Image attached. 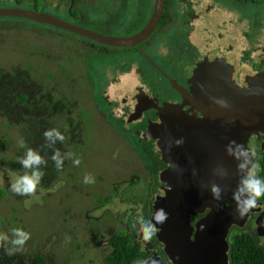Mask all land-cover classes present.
<instances>
[{"label": "flooded vegetation", "instance_id": "1", "mask_svg": "<svg viewBox=\"0 0 264 264\" xmlns=\"http://www.w3.org/2000/svg\"><path fill=\"white\" fill-rule=\"evenodd\" d=\"M25 2L28 6L25 5L22 9L32 10L38 13H43L46 15L53 16L57 20L61 22H67L70 24H74L77 27L86 29L88 31H92L95 33L103 34L106 36H114V37H128L132 36L136 33H138L141 29L144 28V26L148 23L155 4L156 0H147L146 2V13L145 16L146 19L144 23L139 27L136 28L129 24L122 23L121 25H116L114 22L105 21V25L108 28V31H118L116 35L111 33H104L102 31H99L95 29V26L92 25H79L78 22L81 20L87 22L91 21L87 17H81V19H75L79 18V14L75 15V11H77L78 7L80 5H94L96 0H65L66 1V13L69 14L73 19L71 20H64L52 13L45 12L44 10H47L46 3L47 0H21ZM40 1V4L37 7V2ZM108 4H106V7H109L110 4H114L117 0H107ZM230 5L233 4V1H236L235 3L240 4L244 3L250 0H229ZM263 1V0H262ZM56 3V2H54ZM60 4L58 3V6ZM139 5L135 3L133 7L129 9H125L121 12V14L125 13L126 15H130L133 13L134 8H137ZM30 7V8H27ZM216 8L224 9L226 11H223L224 13L231 12L232 8L228 5V0H164V7L162 16L158 22V25L156 29L153 31V33L145 40H143L141 43L137 44L136 46L132 47H112V46H106L103 44H100L90 38L83 37L77 33H71L66 31L65 29L61 27H56L53 25H49L47 23H39L37 21H32L25 18H20L24 20H28L30 22H33L37 24V26L42 27L43 29H50L53 35L51 36L52 42L50 43V48H46L44 50L37 51V53L40 54V57L45 61L41 62V64L38 65L36 71L34 69V72L31 73L29 70H25L24 74L25 76L23 79L18 82V75L16 73V67L19 65H15V71L12 75V82L10 81V84L13 85V88L15 85H19L15 88L16 91H19L20 93L17 94L18 99L21 97H24L25 100L30 103L31 110L26 113V110L24 109L22 104H16L15 103V109H9L4 108L3 112L0 113V119L5 120V124H1L0 127L3 130L7 131H14L20 134H18V138L12 141H6L5 140V134L7 132H4L0 134V166H2L4 171L6 172L7 169L13 170V171H20L25 172L26 170L21 167V165L18 162V157L23 156L25 152V148L20 147V140L23 139L24 141H27L26 138L27 135L24 133V126L29 124L31 121H35L38 126V133L33 134L34 142L37 143V140L39 139V148L41 147V144H46V141L44 139L43 133L46 129L50 128H57L59 129L66 137L65 141L63 143L57 142L54 146L55 148H59V150L62 153H66L65 151L61 150V147L63 150L65 149V143L70 142L73 139V131H74V120H73V103L79 104V100L81 99H75V102L73 99H70L71 91L68 92V84L69 79H74L77 77L88 79V83L84 85H78L79 91H86L85 94L88 97L90 94L91 98H93L95 94V86H97L100 89H103L101 91L100 95L104 96V99L108 105H110L111 110L108 109V111L111 114H114L112 112L116 111L114 110L116 103L121 104L123 108L121 109V114L118 116L121 118V120L126 125H138V128L135 127L134 131L132 132L135 137V139L141 144L144 145L149 149L151 152V155L153 159H155V164L153 167H157L156 171H162L165 170L168 167V164L162 160V155L159 152L158 148V142L152 137V134L148 133L149 127L152 126V124H158L160 122V115H161V108H165V106L173 105V104H181L182 100L180 97V94L178 93L177 89L173 87L171 81L174 80L178 86L181 88L189 91V80L192 77L193 74L188 75L189 73L187 71L181 70V68L174 67L171 63H173L172 60H165L170 63L168 65L169 70L166 72L168 76L163 77L158 75L156 78V82L160 81V87L162 89H165V93L163 94L164 100L160 101L158 96L151 93V91L148 89V86L145 82H142L141 84V78L144 76V73L140 68L136 69L135 63L131 62L127 65H119V67L111 66L112 62H109V64L101 65L100 70H98V73L100 76L103 77V81H107V86L104 87L102 85H95V82L92 80L95 79L91 75L89 76V68L91 63L96 59L101 58H111L114 55H122L124 53H134V55H137L138 53L142 52V46L144 45H152V36L155 33H162V40L157 47H156V57L164 56L166 54L169 56H173L181 53L185 50L187 47L188 50H196L197 43L195 41V36L202 33L205 36H214L216 33V30H219L218 37L221 38V35H225L228 38V28L225 29L221 26V24L217 23V27L213 28L211 27L206 21L209 18L208 16H211L212 14H215L214 12ZM41 9L43 10L41 12ZM52 9H54V5H52ZM231 10V11H229ZM239 15H242V17L238 18V21H240V24L243 26L244 29V23L247 21V26H252V16H243L244 14L239 13ZM228 17H225L223 15V20ZM237 21V23H238ZM94 25H97V21H91ZM38 28V27H37ZM41 28V29H42ZM93 28V29H91ZM182 30L184 32H182ZM262 34L261 32L257 31L254 35ZM240 35H244L246 38V42L248 45L246 46V49L244 47L239 46V49H242L241 55L238 59L240 61L235 63V61H228V44H223L221 41L217 42V44H213L211 47V44L209 41H207V38L201 39V46H203V49H206L208 53L213 50V48H216L215 45H218L216 51L214 53L207 54L204 61H220L223 62L225 65L228 64L232 67V78L234 81L240 85L243 86V82L246 76L256 75L264 73V46H261V43L257 42L255 37L248 36V34L243 31L240 33ZM37 37H40V34H37ZM74 37V40L72 39ZM235 38L236 36L233 35ZM242 38V36H241ZM244 41V39H242ZM245 42V41H244ZM39 42L36 43L38 45ZM78 44L79 48L78 51L75 52L76 45ZM215 46V47H214ZM238 48V47H237ZM222 52H225V54H222ZM79 53V54H77ZM211 55V56H210ZM8 65V71L7 73H10V66H9V60L6 61ZM130 67L128 68V66ZM25 64H21V66L24 68ZM157 67H159L157 65ZM129 69V70H128ZM158 69V68H157ZM156 69V70H157ZM128 70V71H127ZM158 71V70H157ZM73 72L75 74H73ZM120 72V73H119ZM6 73V74H7ZM135 75L133 77L134 81L127 87L125 93L122 95L123 99L121 102L114 103L112 101V98H110L112 95L107 90V87L109 84H113L112 82H121L123 76H127L128 74ZM29 76V78L27 77ZM114 75V78L112 79V76ZM165 79V81H164ZM26 80L28 82H26ZM138 80V81H137ZM102 81V83H103ZM72 83V82H70ZM162 84V85H161ZM89 85V86H88ZM97 90V89H96ZM105 90H107L109 93L107 95L109 96V99L107 95L105 94ZM127 92H130L131 94L128 96ZM10 98V97H9ZM17 99V100H18ZM11 101L15 102L13 98H10ZM94 100V98H93ZM82 102V100H81ZM4 104L7 105V95L4 98ZM115 105V106H114ZM153 106L159 107V109L154 108ZM113 107V109H112ZM184 111H188V106L182 107ZM139 109V110H137ZM93 113L97 112V114H101L104 119L108 122L107 115L101 110L99 104L95 102L94 108L90 109ZM112 111V112H111ZM190 113V112H188ZM191 114V113H190ZM26 119V122L24 124V121ZM109 124V123H108ZM112 128L111 124H109ZM19 130H18V128ZM16 129H15V128ZM14 129V130H13ZM115 130V128H112ZM125 131H128L127 129L122 128ZM121 131V130H120ZM116 131L117 135H120L125 141V144L129 148L130 156L133 155V158L131 159V165L129 167H126L127 169L130 167H136L138 166L141 170H137L141 173L143 176H141L142 179H145L147 177V173H144L142 170L143 161L141 157L139 156V151H136V147H132V140L130 138V135L125 134L123 131ZM32 137V136H30ZM254 139V147L251 144V140ZM34 142H31L29 145H26L28 147H33L35 145ZM124 143V142H123ZM129 145V146H128ZM250 156H251V163H256L259 165V168L257 169L258 174L261 177H264V168H263V159H264V134L258 133L250 136L247 140L246 144ZM133 149L135 151H133ZM11 151L13 155H10ZM131 151H133L131 153ZM7 152V153H6ZM136 152V153H134ZM45 155L47 159V165L42 166L41 170L44 171L45 175L42 180L41 186L43 188H47L50 186H56V184H62L67 189H70V191H73V193H76V196L78 199L83 200L85 203L87 201L90 202V199H92L93 206L94 202L96 201L94 198L90 197V192L96 191L97 193L102 192V188L100 184H84L82 177L77 176L75 174L72 175L71 173V167L74 166L73 162H69V159H66L64 162V166L62 170H57L54 162L51 160L52 155V149H48L46 153H42ZM72 160V159H70ZM250 163V164H251ZM77 168V166H74ZM124 170V171H127ZM78 170L80 168L78 167ZM77 170V171H78ZM80 174L84 176L83 170H81ZM66 172V173H65ZM79 172V171H78ZM119 173V172H116ZM59 174V177L57 179V176ZM61 174L68 176V179H65V176H61ZM3 175V176H2ZM0 175V188L3 191H7V194L9 197L8 200H2L0 198V201H6L9 203V201H15L13 198L14 193L9 191L8 185H10L7 182L6 176L4 174ZM64 179H60L61 177ZM158 180L152 177V185L151 187V193L146 196L145 198H137L136 195H134L133 199L132 196L131 200H129V208L131 210L130 214L133 213V215L136 217V211L140 208L144 209L145 215H151V213L154 211V202L159 195H162L166 186V183H164L160 179V175H158ZM85 177V176H84ZM60 179V180H59ZM118 180V179H117ZM115 179L112 182H105L103 181V188L109 187V190H113L114 192H117L118 189L121 187V184H124L126 181V178L120 181H115ZM8 184V185H7ZM238 184V183H237ZM141 186V185H140ZM237 187V185H236ZM235 187V188H236ZM118 188V189H117ZM234 188V189H235ZM139 189V188H138ZM132 194L135 192H131ZM16 196V195H15ZM20 205L23 206V209L19 211L20 218L15 221L12 219V217L9 218L8 222H6L3 219H0V227L1 225L4 226V229L6 232L0 230V234L8 233L9 234V242L8 246H11V230L9 225L15 226V227H22V221L24 218V214L26 211H29V208L31 205H23L21 202V199H24L20 196H17ZM13 198V199H12ZM26 198V196H25ZM72 197H70L71 199ZM243 198V197H242ZM115 199L114 196L110 197L107 200ZM103 200V199H99ZM224 203L225 206H234L235 202L231 197H228L221 201ZM220 203V202H219ZM98 205H101V201H99ZM91 206L90 204L86 207H83V211H88V207ZM9 212L14 211L13 207H9ZM210 211V208H206L204 211L196 214L195 216H191L190 218V224L194 228L195 232V225L196 222L203 219L208 212ZM68 213L66 212V215ZM129 214V219L119 217L112 212L105 213V216L94 218L93 216H84V213L80 212V216L78 215V212H72L71 219L75 221L76 217H80L81 220L78 222H73L71 225L66 224L65 228H61L60 233L62 235H66L67 232H69V244L71 246V258L74 261V264H112L108 261L109 256L113 253L115 242L122 238L125 242H127L132 248H140L141 254L139 255V258L143 257L145 254H151L157 261L160 260L162 264H173L172 260L168 256V249L169 246L166 244V241L159 238L160 231L157 235L158 237L154 238L151 242H148L147 244L142 239H137L138 233L133 231V225L135 222V218L132 219ZM77 215V216H76ZM67 219V218H66ZM69 220V219H67ZM79 220V219H78ZM115 220H117L119 223H121V227H117L115 230L112 229L111 223H115ZM122 220V221H120ZM242 225L238 226L236 224H232L229 229L226 236V241L228 244V249L226 251V257L227 261L226 264H232L231 262V243L233 236L236 234H244L248 235L254 240L257 247L264 249V197L260 198L259 201V207L252 209L247 215L244 221H242ZM37 223V221L33 220L32 224ZM70 226V227H69ZM123 226V227H122ZM158 227H160L158 225ZM69 228V229H67ZM27 230L32 233V236H34V240H32L33 243L36 242V246L33 248L25 247V250L23 252H18L15 255L9 256L5 253L4 249L0 248V264H56L55 262V251L51 247V249L48 252L45 251H37L35 253H29L31 249H35L38 245V242L41 237H44V240L48 243H52V238L49 237L51 234H53L52 230H49L47 233H45L44 236H40L38 233L34 234L32 232V227L28 226ZM164 230V229H163ZM34 234V235H33ZM191 240H194V236H190ZM47 253L50 254V256L47 255ZM77 255L79 258L77 259ZM41 259V262L39 263L37 260ZM135 259V260H137ZM60 264V262L58 263ZM133 264V262L131 263Z\"/></svg>", "mask_w": 264, "mask_h": 264}, {"label": "rangeland", "instance_id": "2", "mask_svg": "<svg viewBox=\"0 0 264 264\" xmlns=\"http://www.w3.org/2000/svg\"><path fill=\"white\" fill-rule=\"evenodd\" d=\"M56 2V3H54ZM107 0H96L95 6L94 5H80L75 11V15L79 14V18L87 17L91 21H97L98 24L94 25L91 21L86 20L81 22L79 21V25H92L95 26V29L102 31L104 33H111L116 35L118 31H108V28L105 25V21H112L116 25L129 24L136 28H139L145 21L146 17V2L147 0H117L114 4H110L109 7H106ZM236 1H233V4L230 5V1L228 0V5L232 8L231 12L224 13L226 11L224 9L216 8L211 16H208L207 23L215 28L217 27V23L221 24V26L225 29L228 28V38L226 34L221 35V38L218 37L219 30H216L214 36H205L202 33L195 36V41L197 43L196 50H188L186 47L184 51L178 53L173 56H169L164 54V56L156 57V47L163 42L162 40V33H155L151 37L152 45H144L142 46V52L134 55V53H124L122 55H114L111 58L105 57L101 59L94 60L89 68V76L91 75L95 77L92 81L95 82V85H102L104 87L107 86V81H103V77L99 75L98 70H100L101 65L109 64L112 62L111 66L119 67V65H127L131 62L135 63L136 69L140 68L144 73V76L141 78L142 82H145L148 86V89L151 91L152 94L158 96L159 100H164L163 94L165 93V89L160 87V81L156 82L157 76H168L167 71L169 70L168 61L165 60H172L171 63L174 67L181 68V70L187 71L190 74L199 73L203 74L205 71V62L204 59L207 54L214 53L216 51L218 45H215L216 48H213L210 53L206 49H203L201 46V39L207 38L206 40L209 41L211 47L213 44H217V42L221 41L223 44H228V61H235V63L239 62V56L241 55L242 49L248 43L246 42V38L244 35H240L241 32L245 31L248 36L255 37L257 42L261 43V46H264V1L262 0H250L244 3L237 4ZM58 3L60 4L58 6ZM137 3L139 6L134 8L133 13L130 15H126L125 13L121 14L123 10H127L133 5ZM40 1L37 2L38 8ZM28 6L25 2L21 0H0V8H24ZM52 5H54V9H52ZM47 10L45 12L52 13L64 20H71L73 19L69 14L66 13V1L65 0H47L46 3ZM30 8V7H27ZM43 10L41 9V12ZM239 13L244 14L243 16H252V26H247V21L244 23L243 26L238 21V18L242 17ZM223 15L228 17L223 20ZM238 21V23H237ZM123 25V24H122ZM38 27V28H37ZM42 27L37 26V24L30 22L28 20L20 19L17 17H0V67L1 69H8V65L6 63L9 60V66L12 71L15 69V65L21 66V64H25L24 69L34 72L36 71L37 67L41 62H45L37 51L44 50L46 48H50V43L52 42L51 36L53 33L50 29H41ZM93 29V28H91ZM262 34L254 35L257 31L261 32ZM182 32H184L182 30ZM37 34H40V37H37ZM233 35L236 37L234 38ZM242 36V38H241ZM74 40V37H72ZM244 39V41L242 40ZM38 45H36V43ZM75 42V40H74ZM75 44V43H73ZM76 45L75 52L78 51V44ZM214 46V47H215ZM238 47V48H237ZM79 54V53H77ZM225 54V52H222ZM211 56V55H210ZM157 65L159 67H157ZM130 65L128 66V68ZM158 68V69H157ZM158 71H157V70ZM129 70V69H128ZM127 70V71H128ZM120 73V72H119ZM35 74V72H34ZM73 74H75L73 72ZM131 73L127 76L122 77V81L119 82H112L113 84H109L107 90L113 95L110 97L114 103L121 102L123 99V94L127 90L126 88L134 81ZM162 76V77H163ZM163 77V78H164ZM114 75L112 76V79ZM68 84V92L71 91L70 99H81L79 100V104L73 103V120H74V131H73V139L70 142L65 143V149L61 147L62 151L66 153H72L75 157H79L81 163L79 166L71 167L72 175L75 174L77 176L80 175L82 177V181H84L85 175H92L95 177V185L100 184L101 188L103 189L102 192L99 194L96 191L90 192V197L94 198L96 201L92 203V199L90 202L86 200H80L76 196V193L70 191V189L65 188L62 184H56V186H50L47 188H43L41 185L38 186L37 192L31 196L22 197L21 202L23 205H31L29 211L25 212V216L22 221V227L27 230V227H32V232L34 234H39L40 236H44L49 230L53 229L50 239L52 238L53 242L48 243L44 240V237H41L38 245L34 250L31 249L29 253H35L37 251H45L48 252L51 247L55 251V262L58 264H74L70 254H71V246L69 244V232L66 235H62L60 233L61 228H65L66 224L71 225L73 222H78L81 220L80 217H76L75 221L71 219L72 212H78L80 216V212L84 213V216H93L94 218L104 217L105 213H113L117 216H121L123 218L129 219V214L131 212L129 208V200H131L136 195L137 198H145L151 193L152 185V177L158 180V175H160L157 167H153L155 164V159H153L151 152L147 147L141 145L133 135V131L138 128V123L135 125H126L120 117L121 109L123 106L121 104L116 103L114 108V114H111L108 109L111 110L110 105L106 103L104 96L100 95L103 89L98 88L95 86V94L93 98H91L90 94L88 97L86 96V91H79L78 85H84L88 83V79L77 77L74 79H69ZM103 81V83H102ZM138 81V80H137ZM165 81V79H164ZM72 82V83H70ZM143 85V84H142ZM162 85V84H161ZM89 86V85H88ZM97 89V90H96ZM105 90V94L109 93ZM126 94V93H125ZM128 96L131 94L127 92ZM108 96V95H107ZM109 98V96H108ZM109 98V99H110ZM111 100V99H110ZM95 102L99 104L101 110L107 115L108 122L104 119L101 114H97V112L93 113L90 109L94 108ZM113 109V107H112ZM111 124L112 128H115L116 131H123L125 134L130 135L132 140V147H136V151H139V156L143 161L142 170L144 173H147V177L142 179L140 173L137 171L140 170L138 166L136 167H129L131 165V159L133 155L130 156L129 148L125 144V141L122 140L123 138L120 135H117L114 129L110 127ZM5 124V120L0 119V125ZM3 128V127H2ZM0 127V134L7 132L5 134L6 141H12L18 138V133L14 131H2ZM127 129L128 131L123 130ZM4 129V128H3ZM120 131V132H121ZM122 133V132H121ZM124 142V143H123ZM251 144L254 147V139L251 140ZM129 146V145H128ZM58 148V146H57ZM133 151H135L133 149ZM131 151V153L133 152ZM10 155L12 156L13 153L11 151ZM7 153V152H6ZM136 153V152H134ZM71 159V158H70ZM68 160L67 163H72V160ZM78 167L80 170H78ZM4 168L0 166V175L4 174L6 176L7 182L9 184L14 183L15 180L20 176L25 174V172L20 171H13L7 169L6 172L3 170ZM127 171H124L126 170ZM79 172H78V171ZM83 170L84 176L80 174ZM119 172V173H116ZM66 173V172H65ZM3 176V175H2ZM61 176H65L61 174ZM60 176V177H61ZM59 174L57 176V179ZM1 178V177H0ZM126 178L124 184H121V187L118 189L117 192L113 190H109V187L103 188V181L105 182H112L120 181ZM60 179H64L61 177ZM59 179V180H60ZM65 179H68V176H65ZM118 179V180H117ZM114 181V182H115ZM84 183V182H83ZM85 184V183H84ZM8 185V184H7ZM89 185V184H87ZM141 185V186H140ZM9 188V185H8ZM139 188V189H138ZM135 192V194L131 193ZM114 196L115 199H109L110 197ZM70 197H72L70 199ZM0 198L2 200H8L9 197L7 191H3L0 188ZM15 201H0V219L5 220L8 222L9 218L12 217L15 221H17L21 216L19 211L23 209V206L20 205L18 197L13 195ZM12 198V199H13ZM103 199V200H99ZM99 201H101V205H98ZM88 211H83L82 208L88 205ZM9 207H13L14 211L9 212ZM87 209V207L85 208ZM66 212L68 213L66 215ZM137 213V211H136ZM131 218L134 219L135 216L133 213L130 214ZM69 220H67V219ZM79 219V220H78ZM33 220L37 221V223L32 224ZM122 221V220H120ZM112 229L115 230L117 227H121V223L115 220V223L110 224ZM10 229L17 228L15 226L9 225ZM70 227V226H69ZM123 227V226H122ZM69 229V228H67ZM1 231L6 232L4 226L1 225ZM60 230V231H59ZM33 234V235H34ZM34 236L32 239L28 241L25 247L33 248L36 246V242L33 243ZM50 256L49 253H47ZM79 256L77 255V259Z\"/></svg>", "mask_w": 264, "mask_h": 264}, {"label": "water", "instance_id": "3", "mask_svg": "<svg viewBox=\"0 0 264 264\" xmlns=\"http://www.w3.org/2000/svg\"><path fill=\"white\" fill-rule=\"evenodd\" d=\"M163 7L164 0H156L148 23L128 37L106 36L17 7H1L0 17L47 23L106 46L123 48L136 46L153 33ZM171 83L182 102L161 108L160 122L148 129L158 142L162 160L168 164L160 173V179L166 183L164 192L154 202V210L164 208L168 213L167 221L159 225L162 230L159 238L168 244L167 252L173 264H226L228 229L232 224L241 226L246 217L237 219L235 207H227L221 201L231 197L247 167L239 174L238 161L226 153L225 146L235 140L247 148L250 136L264 134V73L246 76L240 86L232 78L231 65L227 69L223 62L213 60L205 62L203 74L193 73L189 91L174 80ZM214 98L225 99L228 107H221ZM185 105L188 111L183 110ZM181 138L183 143L176 145L175 141ZM248 159L250 166V152ZM212 183L222 189L220 203L209 191ZM206 208L210 211L196 222L194 232L190 218ZM200 225H204L203 230ZM191 235L194 240L190 239ZM158 264H162L160 260Z\"/></svg>", "mask_w": 264, "mask_h": 264}, {"label": "clouds", "instance_id": "4", "mask_svg": "<svg viewBox=\"0 0 264 264\" xmlns=\"http://www.w3.org/2000/svg\"><path fill=\"white\" fill-rule=\"evenodd\" d=\"M214 99L221 107H228L225 99ZM43 136L46 141L45 147L52 149L50 158L54 162L57 170H62L65 160L70 158L74 166L80 165L81 160L79 157H75L72 153H62L59 148L54 147L58 141L63 143L66 139L65 135L59 129H46ZM175 143L176 145H180L183 143V139H178ZM19 144L21 148L26 149L23 156L18 157L19 164L26 171L25 174L20 175L14 183L9 185V191L20 197L31 196L37 192L38 186L42 183L45 173L41 168L47 165V159L42 154L44 148L34 149L28 147L23 139L20 140ZM225 151L238 161L237 171L239 174L244 172L247 167V172L244 175H240L237 187L232 192V199L235 202V210L237 213L236 218L244 219L252 209L259 207L260 198L264 197V177H261L257 172L259 168L258 164L251 163L249 166V151L244 144L230 140L225 146ZM242 157L244 160L241 162ZM193 174L195 175V170H193ZM83 182L85 184H94L95 177L85 175ZM168 189L170 190V186ZM209 191L215 201L219 202L222 200V189L219 185L216 183L210 184ZM167 219L168 213L164 208L155 209L151 215H145L144 209L140 208L136 213L133 231L138 233L137 239H142L147 244L158 237L157 234L161 231L158 225H163ZM200 228L203 230L204 225H200ZM10 235L11 246H8L9 234H0V248L4 249L5 253L9 256L23 252L28 241L32 239V233L23 227L12 229ZM133 264H158V261L151 254H145L143 257L134 260Z\"/></svg>", "mask_w": 264, "mask_h": 264}, {"label": "trees", "instance_id": "5", "mask_svg": "<svg viewBox=\"0 0 264 264\" xmlns=\"http://www.w3.org/2000/svg\"><path fill=\"white\" fill-rule=\"evenodd\" d=\"M8 69H1L0 67V113L3 112L4 108L15 109V103L22 104L26 113L31 110V105L28 103L24 97L18 99L17 94L19 91H16L15 88L19 85L10 84L12 82V75L14 74L15 69L12 71L10 68V73L6 71ZM25 70L22 67H16V73L18 75V82L25 76ZM7 73V74H6ZM29 78V76L27 75ZM26 82H28L26 80ZM7 95V105L4 104V98ZM16 100L15 102L11 101L10 98ZM18 99V100H17ZM26 119L24 121V124ZM17 127V126H16ZM15 128V127H14ZM18 128V127H17ZM16 129V128H15ZM19 130V128H18ZM38 133L37 123L33 120L26 126H24V133L27 135L26 138L27 145L31 142H34L33 134ZM18 134L20 132L18 131ZM32 136V137H30ZM35 145L31 148L38 149L39 148V139L37 143L34 142ZM46 144H41L40 148H44V153L48 151V148L45 147ZM26 151V149H25ZM263 168H264V159H263ZM114 251L109 256L108 261L112 264H131L135 259L139 257L141 254L140 248H132L127 242H125L122 238H119L115 243ZM231 262L232 264H264V249L257 247L254 240L248 235L244 234H236L233 236L231 243ZM39 263L41 259L37 260Z\"/></svg>", "mask_w": 264, "mask_h": 264}, {"label": "crops", "instance_id": "6", "mask_svg": "<svg viewBox=\"0 0 264 264\" xmlns=\"http://www.w3.org/2000/svg\"><path fill=\"white\" fill-rule=\"evenodd\" d=\"M111 95H113V93L110 92Z\"/></svg>", "mask_w": 264, "mask_h": 264}, {"label": "bare ground", "instance_id": "7", "mask_svg": "<svg viewBox=\"0 0 264 264\" xmlns=\"http://www.w3.org/2000/svg\"><path fill=\"white\" fill-rule=\"evenodd\" d=\"M138 110V109H137Z\"/></svg>", "mask_w": 264, "mask_h": 264}]
</instances>
